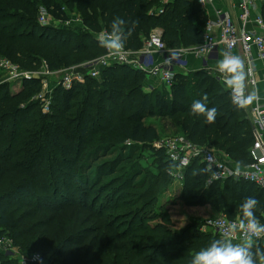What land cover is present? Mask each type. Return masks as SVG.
<instances>
[{"label": "trees", "instance_id": "16d2710c", "mask_svg": "<svg viewBox=\"0 0 264 264\" xmlns=\"http://www.w3.org/2000/svg\"><path fill=\"white\" fill-rule=\"evenodd\" d=\"M40 7L58 21L72 12L80 19L42 26ZM260 7L264 16V0ZM117 16L127 22L126 35L131 29L129 50L141 49L155 28L163 30L169 49L203 41L206 17L198 0H0V56L24 70L84 64L106 53L98 36ZM145 84L140 69L113 64L69 89L55 87L48 112L36 98L40 79L25 80L19 91L0 84V235L50 264H191L195 252L219 239L201 224L175 227L169 203L160 204L164 188H156L162 174L122 161L159 140L158 127L146 121L156 117L169 122L174 135L248 165L255 140L250 115L206 69L178 73L170 92L159 86L147 92ZM205 96L207 107L217 109L213 123L191 111ZM112 151L119 153L108 159ZM154 155L165 175L176 167L163 149ZM208 177L205 163L192 160L178 199L234 219L242 218L244 200L255 197V215L264 223V189L245 180L207 185ZM111 205L124 208L114 221ZM255 244L264 247V241ZM10 258L0 253V264H13Z\"/></svg>", "mask_w": 264, "mask_h": 264}, {"label": "built area", "instance_id": "2783aa9c", "mask_svg": "<svg viewBox=\"0 0 264 264\" xmlns=\"http://www.w3.org/2000/svg\"><path fill=\"white\" fill-rule=\"evenodd\" d=\"M233 2L237 9V17H234L226 8H214L213 0H198L205 15H209L210 6H213L214 18L206 19L203 41L193 47V49L184 47L169 49L163 41V30L155 28L141 49L133 51L124 48V51L119 56H113L106 50V53L96 59L81 65L68 67V69L66 68L67 70L64 75L59 76V78H50L54 72L59 71L50 70L46 63H43L40 69L37 70H24L18 64L0 56V67L7 70L10 80L22 82V84L25 80L40 79L42 91L36 98L41 101L43 111L48 112L51 104V94L55 87L60 86L69 89L77 83H83L87 76L99 77L101 68L113 64L131 65L143 71L146 79L144 88L147 92H152L158 86H164L170 92L175 83L176 75L178 73L187 74L190 71L188 53L204 57L215 49L223 47L221 59H223V53L229 49L234 55H237L238 49L241 50L246 59L248 67L245 91L247 94V85L255 86L257 84L255 59L264 60V16L260 7L263 0H233ZM79 19V16L75 15L71 16L68 21H58L46 7H40L38 14V21L42 26H67L79 21ZM250 25H253V27H250ZM104 32H100L99 36ZM157 54L161 57L159 60L156 57ZM176 54H178L176 59L172 60L171 63L166 62L172 55ZM83 67L87 68L86 73L79 71ZM169 73H172L171 78H169ZM217 74L220 81L223 82L218 70ZM251 121L254 128L255 140L250 150L252 160L248 165L254 167L243 169L247 174L239 177L228 174V170L234 168V164H231L232 162L228 160V155L224 153L225 155L221 156L215 147L198 145L186 136L174 135L167 137L157 143V147L163 149L169 159L176 164L174 170L171 171V175L181 185L185 169L190 165L192 160L199 159L205 163L209 171L207 185L217 181L245 180L264 189V163H261L264 160L263 103H259L258 106L256 102L252 107ZM214 173L218 178H213ZM240 220L241 218L239 217L232 219L226 215L213 217L209 219L202 230L204 232H211L219 238L231 235L234 242H239L240 233L238 231L229 233V226L233 223L239 224ZM258 241H264V237L255 240V242ZM17 248L19 247L14 244L12 238H9L8 235H0L1 254L8 256L15 255L20 251ZM34 262L43 264L39 253L34 254L30 258L23 257L19 264H34Z\"/></svg>", "mask_w": 264, "mask_h": 264}, {"label": "clouds", "instance_id": "9594fccd", "mask_svg": "<svg viewBox=\"0 0 264 264\" xmlns=\"http://www.w3.org/2000/svg\"><path fill=\"white\" fill-rule=\"evenodd\" d=\"M126 21L117 16L111 23V30L102 33L98 42L111 55L119 56L124 51L127 36L131 35V29L125 34ZM135 22H133V27ZM172 55L166 62L171 63L177 58ZM217 70L221 74L224 85L231 90L232 103L240 109H245L253 102L259 106V91L253 88L245 91V62L239 55H234L231 50L223 53V59L217 62ZM172 73H169L171 78ZM207 96L202 100H196L191 105V111L196 115H204L208 123H213L217 116L215 107L209 108L204 103ZM175 159V157H173ZM264 163V160L261 161ZM254 167L245 165L243 161L237 160L234 168L228 170V174L239 177L247 173L243 169ZM254 175V173H253ZM213 178H218L214 173ZM255 197H247L241 205L242 218L239 224H231L229 233L239 232V242H234L231 235L212 240L208 246L195 252L191 258V264H264V247L255 244V240L264 237V224L260 223L255 215V209L259 205Z\"/></svg>", "mask_w": 264, "mask_h": 264}, {"label": "rangeland", "instance_id": "374dc122", "mask_svg": "<svg viewBox=\"0 0 264 264\" xmlns=\"http://www.w3.org/2000/svg\"><path fill=\"white\" fill-rule=\"evenodd\" d=\"M75 15H76V13H74V12L71 13V16H75ZM38 69H40V67ZM67 69L63 68V69L59 70V72H54V74L50 78H59V76L64 75V73ZM79 71L86 73L87 68L83 67V69H81ZM76 72H78V71H76ZM1 83H10L9 86L11 87V89L13 91H19V89L23 86L22 82H16L14 80H10L9 75L7 73V70L0 67V84ZM162 87H164V86H159V89L163 90ZM164 89L166 90L165 87H164ZM146 121L153 123L158 127V129L160 131L159 140L156 141L155 143H153L150 148L144 147V146L141 147L140 150L137 152V154L134 156V158H131V162H128V161H130V159H125L124 161H122V163L124 165H128V168H129V167H131L132 163H134L135 161H138L141 163V165L145 168L146 171L148 169H152L154 171V173L162 174V179L159 183L156 184V188L158 190L162 188V191L164 188V191L160 194V204L169 203L166 206V209L171 214L175 227L180 228V227H184L187 224L192 223V224H201L202 228H203L207 224V222L209 221L210 218L225 215L222 212L218 213L214 208H212L209 205H206V206H186L185 204H183L182 201H180L178 199V197L181 193L182 185L179 181H176V179H174L173 176L171 175V171H173L175 167L172 166V168H171L172 170L170 169V171L167 173V175H165V173L163 171H161L160 169L157 168V166L161 162V159H159L156 155H154L156 153V150L159 149L157 147V143L161 142L163 139H165L167 137L174 136L176 129L174 127H172L171 124H169V122H164V121H162L156 117H147ZM216 150L219 152V154L221 156L225 155L224 152L219 150L218 148H216ZM117 153H119V152H116V151L110 152V154L107 156L108 159L113 158L114 156L117 155ZM103 159L104 158H102L101 160H103ZM228 160H230V162H232L231 164H234V162L230 158ZM123 209L124 208H122V207L115 208L114 205H111L109 210H108L109 213H111L113 215V217L111 218V221L118 219V217H119L118 214L123 212ZM122 217H124V216H122ZM90 223H92V222H90ZM88 225L91 226L92 224H88ZM9 238H11V237L9 236ZM108 247L109 246H108L107 242L105 243V240H104V253H106ZM17 249H20V248H17ZM89 249L90 248L85 249V250H89ZM34 254L27 255L21 249L20 251H18L17 254L10 256L11 257L10 259H12L11 262L13 264H19V262L21 261V259H23V257L30 258ZM43 264H50V262L45 260V261H43Z\"/></svg>", "mask_w": 264, "mask_h": 264}, {"label": "crops", "instance_id": "0c3cea01", "mask_svg": "<svg viewBox=\"0 0 264 264\" xmlns=\"http://www.w3.org/2000/svg\"><path fill=\"white\" fill-rule=\"evenodd\" d=\"M213 1H214V8H219V9L220 8H226L234 15V17H237V9L233 4L234 3L233 0H213ZM213 11H214L213 6H210L209 15L204 14L206 19L214 18ZM250 27H253V25H250ZM193 47H195V46L188 47V48L193 49ZM222 48L223 47H219L204 57L196 56V55H194V53H188L189 70L190 71H196V70L206 69L212 73H215L217 78L219 79L218 74H217V62L219 60H221ZM236 54L241 56V58L245 62V71H246L245 83H246V81H247V67H248L247 61L244 58L243 54L241 53V50L238 49ZM156 57L158 60L161 58L159 54H157ZM254 65L256 67L257 84L255 86L247 85L246 89H247V92L251 91L253 88L258 89L259 96H260L259 103L264 104V60L255 59ZM255 104H256V102H253V104H251L250 106L245 108L247 113L250 115V118H251L252 107Z\"/></svg>", "mask_w": 264, "mask_h": 264}]
</instances>
